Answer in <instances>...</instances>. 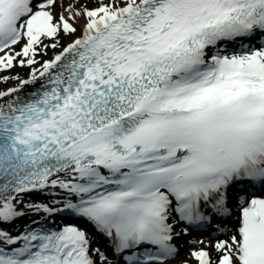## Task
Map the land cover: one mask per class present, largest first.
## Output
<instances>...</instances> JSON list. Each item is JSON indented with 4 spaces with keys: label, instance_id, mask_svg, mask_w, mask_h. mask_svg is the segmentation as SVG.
Listing matches in <instances>:
<instances>
[{
    "label": "snow or ice",
    "instance_id": "obj_1",
    "mask_svg": "<svg viewBox=\"0 0 264 264\" xmlns=\"http://www.w3.org/2000/svg\"><path fill=\"white\" fill-rule=\"evenodd\" d=\"M57 7L0 0V71L37 64L84 20L21 81L46 76L39 89L0 91V224L26 214L22 194L60 189L51 205L26 207L90 228L0 227V264H165L188 232L181 224L231 217L233 189L235 228L218 225L227 238L191 257L264 264V196L253 191L264 192V0Z\"/></svg>",
    "mask_w": 264,
    "mask_h": 264
},
{
    "label": "rangeland",
    "instance_id": "obj_2",
    "mask_svg": "<svg viewBox=\"0 0 264 264\" xmlns=\"http://www.w3.org/2000/svg\"><path fill=\"white\" fill-rule=\"evenodd\" d=\"M84 4L88 8H92L93 5L94 6L98 5V0H87L86 3H84ZM80 33H81V29L80 28H78V31L72 36H65L62 33L61 34V38H60V42H59L60 46L57 47V48L49 47L45 52H42L41 55L37 56V60L39 62L37 64H35V65L30 66V73L27 76L24 74V72L26 71V67L28 65L20 66L19 64H16L11 69L0 71V82H2L3 84L7 83L9 85L7 88H5V90L4 89L3 90L0 89V91H6V90L10 89L11 87H13L15 85H18V83H20L22 80L28 79L32 75L34 68L35 69H40L41 64L44 61H46V60H50L52 58V56L56 52L61 50V48L65 44V42L73 39L76 35H78ZM45 43L51 44V43H53V41L51 39H49V40H45ZM22 47H23V45H21L20 47H18L17 49H14V50L15 51L19 50L20 51ZM3 77H11V79L3 80L2 79ZM16 77H19V79H17ZM21 200H24V198H21ZM183 237H184V235H183ZM183 253L184 254L181 255L182 258L186 257L187 260H191V257L189 255V251L188 250H184ZM178 258L182 259L181 257H178ZM174 261H179V260H174Z\"/></svg>",
    "mask_w": 264,
    "mask_h": 264
},
{
    "label": "bare ground",
    "instance_id": "obj_3",
    "mask_svg": "<svg viewBox=\"0 0 264 264\" xmlns=\"http://www.w3.org/2000/svg\"><path fill=\"white\" fill-rule=\"evenodd\" d=\"M86 1H87V0H60V3H61V5H62V7H57V8L55 9V11L57 12V14H59L60 12L63 11V9L67 8L69 4H75L76 8H80L81 6H85L84 3H86ZM104 2L107 3L108 0H104ZM99 3H100V0H98V6H99ZM64 14H65V15H69V13H67V12H65ZM83 24H84V20L81 18V19L79 20V23H78V25H77V28L82 29ZM37 76H38V80H39L40 77H39V74H38V73H37ZM30 78H31V76H30L28 79H30ZM38 80H37L35 83H31V84L23 85L22 87H21V82L18 83V85H15V86L11 87V88H19V91H18L17 93H14L13 95H14V96H18V95L22 94L23 92H25V91H27L29 88H31L30 86H33L34 84H36V83L38 82ZM6 91H7V90H6ZM4 99H8V97H5ZM0 102H2V101H0ZM46 191H49V192H55V193H58V194H62V193H63V191L60 190V189H54V190L49 189V190H46ZM19 208H20L21 210H23L24 212L28 211V208L26 207V205H22V204H20V205H19ZM26 209H27V210H26ZM216 241H217V240H215V239H211V240L209 239V240L205 241V243H206L207 245H209V244H214Z\"/></svg>",
    "mask_w": 264,
    "mask_h": 264
},
{
    "label": "trees",
    "instance_id": "obj_4",
    "mask_svg": "<svg viewBox=\"0 0 264 264\" xmlns=\"http://www.w3.org/2000/svg\"><path fill=\"white\" fill-rule=\"evenodd\" d=\"M27 71H28V70H27ZM5 86H7V84L4 85L2 82H0V88L5 87Z\"/></svg>",
    "mask_w": 264,
    "mask_h": 264
}]
</instances>
